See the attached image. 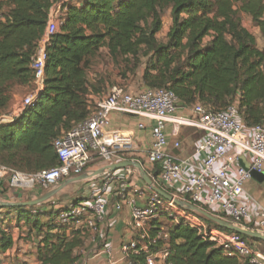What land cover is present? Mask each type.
Returning <instances> with one entry per match:
<instances>
[{"label":"trees","instance_id":"16d2710c","mask_svg":"<svg viewBox=\"0 0 264 264\" xmlns=\"http://www.w3.org/2000/svg\"><path fill=\"white\" fill-rule=\"evenodd\" d=\"M51 5L52 0H0V116L8 113L15 88L32 89L31 58ZM168 10L171 25L162 43L157 36ZM263 12L264 0L69 3L46 47L43 90L12 121L0 123V165L23 173L58 165L53 140L87 118L93 107L91 96L107 92L102 74L89 77L101 51L123 72L134 74L141 69L145 88L173 92L181 108L200 105L218 112L236 103L247 128L263 124L264 51L242 23V17H248L264 41ZM14 193L16 198H26V193ZM51 203L0 210V254L13 247L9 230L14 221L26 227L20 233L25 234L22 239L36 244L38 264L79 260L84 238L56 223L59 211ZM166 232L173 264H248L246 259L227 257L182 224H172ZM240 237L251 243L250 238Z\"/></svg>","mask_w":264,"mask_h":264},{"label":"built area","instance_id":"2783aa9c","mask_svg":"<svg viewBox=\"0 0 264 264\" xmlns=\"http://www.w3.org/2000/svg\"><path fill=\"white\" fill-rule=\"evenodd\" d=\"M77 1L52 0L44 34L31 58L32 89L22 98L15 112L0 116V123L12 121L43 90L46 47L63 22L66 6ZM260 20L264 23V12ZM90 100L93 107L87 118L52 142L58 165L36 173H23L0 165V191L43 193L94 167L99 169L131 161L134 136L112 127L111 116L144 118L153 123L150 127L151 143L145 152V162H134L147 170L156 187L167 194L169 191L174 199L203 211L207 209L212 216L235 227L264 234V208L245 191L247 183L253 181L252 173L264 175V123L247 128L238 115L236 103L218 112L195 105L187 110L188 117L173 118L179 101L167 89L144 88L129 92L112 86L103 96H91ZM168 123L173 124L176 131L184 126L200 132L193 156L183 159L175 154L181 145L169 142ZM137 129L144 130L145 126L138 124ZM230 150L233 159L226 162ZM201 154H207L204 160L194 158ZM240 158L248 170L238 164ZM91 165L94 167L87 169ZM136 177L131 168L104 174L83 182L87 185L79 199L65 207H53L59 211L56 223L72 228L84 238V247L78 250L80 258L73 264H87L90 260H97L99 264H173L169 261V234L157 227L161 217H166L174 225L182 224L195 230L204 241L222 249L227 257L237 256L246 259L248 264H264L261 244L247 243L240 235L219 229L149 188L146 196ZM184 177L187 178L185 184L173 192L175 184ZM241 198L246 202L242 203ZM250 205L258 209L256 228L250 226ZM109 207L115 213L124 208L130 211L133 236L118 247L109 241L107 235V229L112 225L107 216ZM86 246L91 250L85 254Z\"/></svg>","mask_w":264,"mask_h":264},{"label":"crops","instance_id":"0c3cea01","mask_svg":"<svg viewBox=\"0 0 264 264\" xmlns=\"http://www.w3.org/2000/svg\"><path fill=\"white\" fill-rule=\"evenodd\" d=\"M166 18V26L162 27V30L158 34L157 38L160 42L165 43L166 41V35L169 31L171 20H170V11H166L165 13ZM245 17V16H243ZM248 18V17H247ZM249 19V18H248ZM250 20V19H249ZM251 22V21H250ZM252 24V23H251ZM253 25V24H252ZM254 27V26H253ZM254 35L256 36L257 40V47L258 41L261 42L262 48H264V41L261 37V34L259 33L258 29L254 27L253 29ZM253 33V32H252ZM260 49V48H259ZM263 50V49H260ZM28 90V89H26ZM17 106L14 104V101H12L10 108L8 109V113L15 112ZM188 111L187 113H184L183 108H180V110L176 111L173 118H185L188 117ZM143 124L145 126L144 130H138L137 125ZM152 122L148 119L144 118H137V117H125L120 116L117 114H113L111 116V126L114 128H118L123 132H129L132 133L134 136L135 146L134 151L130 155L131 161H138V162H145V152L149 149L150 143H151V137H150V127L152 126ZM166 133L168 135V140L171 144L175 142H179L181 145L180 150L175 151V154L180 158H189L193 156L194 153V146L196 139L200 136V132L195 130L194 128L190 127H179L178 131H176V128L173 124L168 123L166 126ZM207 156V154H201L196 158L197 160H204V158ZM233 159V152L230 150L228 151L226 155V162H230ZM239 164V162H238ZM220 165V164H219ZM218 167V165H217ZM135 175L137 176V183L138 185L146 192V196L148 195V188L145 185V183L141 180L139 181V175L138 173ZM187 178L184 177L179 182H177L173 188V192H177L186 182ZM142 182V183H141ZM264 181L259 182L258 180L253 178V181L247 183L245 187L246 193H248L257 204L262 206L264 208ZM5 182L3 183V188L5 189ZM78 184V183H76ZM74 185V184H73ZM261 185V186H260ZM72 186V185H71ZM70 187V186H69ZM13 192V191H12ZM62 192V191H61ZM60 192V193H61ZM15 193L11 194V192L0 191V198H2L6 202H14V201H23L24 199L22 197H14ZM59 195V194H58ZM41 196V193H33L32 198H39ZM57 196V195H56ZM55 196V197H56ZM53 199V198H52ZM52 199L50 201H52ZM76 200V199H74ZM73 200V201H74ZM72 201V202H73ZM242 203H245L246 200L241 198L240 200ZM142 205V203H140ZM250 216H251V224L254 228L257 227V211L256 208L253 205H250ZM108 218L111 219L112 225L109 229H107V235L110 242L113 243L115 247H118L121 242L128 241L133 236L132 234V228H131V219H130V211L128 208H124L122 212L115 213L113 212L112 208L109 207L108 209ZM174 225V224H173ZM11 229L9 232L12 234L13 237V247L9 250H7L5 253L0 254V264H8L7 262L12 258L16 260L17 262L20 260L22 263L27 264H38L37 261V255H36V244L34 242H30L28 240L22 239L25 236L21 235L22 232L26 228L23 222H20L19 224H16L14 221L10 223ZM21 233V234H20ZM17 234V237H16ZM21 235V237H19ZM30 251V252H28ZM89 252V251H88ZM115 256L117 257L118 254L115 252ZM11 259V260H12Z\"/></svg>","mask_w":264,"mask_h":264},{"label":"water","instance_id":"95a60500","mask_svg":"<svg viewBox=\"0 0 264 264\" xmlns=\"http://www.w3.org/2000/svg\"><path fill=\"white\" fill-rule=\"evenodd\" d=\"M239 165L244 168L245 170H248V168L244 165L242 159H239ZM126 168H131L134 169L135 171L138 172V175L140 179L145 183L147 188H149L151 191L155 192L158 194L160 197L167 201H172L174 202L178 207L193 213V214H198L201 217H203L205 220L208 222L212 223L214 226L218 227L219 229L226 230L228 232L235 233L237 235L243 236L250 238L253 242L259 243L262 246H264V234H261L256 231H249L246 229H242L239 227H235L234 225L216 218L209 214L206 211H203L195 206H192L190 204H187L181 200L174 199L171 195L167 194L165 191L162 189L156 187L150 177L147 175L146 171L142 167V165L138 162L134 161H124V162H119L117 164H113L107 167L99 168V169H91L87 170L79 175L72 176L70 178H67L63 180L58 186L54 187L53 189L47 191L45 194L40 196L37 199L30 200L28 202H2L0 200V210L4 208H33L37 207L39 205L45 204L46 202L50 201L52 198H54L56 195H58L61 191L66 189L67 187L76 184V183H81L85 182L91 179L99 178L103 176L104 174L107 173H113L118 170L126 169ZM252 177L259 182L264 181V175L260 174H255L252 173Z\"/></svg>","mask_w":264,"mask_h":264},{"label":"rangeland","instance_id":"374dc122","mask_svg":"<svg viewBox=\"0 0 264 264\" xmlns=\"http://www.w3.org/2000/svg\"><path fill=\"white\" fill-rule=\"evenodd\" d=\"M57 1H60V0H57ZM165 17L166 16L164 14L163 19H162L163 26H166V18ZM242 23H243L244 27H246L247 29H249L251 32L254 33V31H253L254 27L251 24L250 20L246 16L242 17ZM261 44L262 43L258 41L259 48L263 49V51H264V48H262ZM93 65H94L93 70L89 72V77L93 78L94 75L97 74L98 72L100 74H102V76H104L107 79V81H106L107 85H108L107 91L112 86L122 87L129 92H139L145 88V86L143 85V83L141 81V69L137 70L134 74H128L126 72H123L121 69L114 67L112 65V63L107 60L104 51H101L100 57L94 61ZM104 86H105V84H104ZM28 93H29L28 90H26L25 88H15L14 89V97H13L14 104L17 107H19L22 98L25 95H27ZM180 108L181 107L178 104V111L180 110ZM183 110H184V113H187L188 109L183 108ZM95 168L96 167H94L93 169H95ZM137 173L138 172L136 171V174ZM139 181H141L140 178H139ZM86 185L87 184L81 182L78 184H74L70 187H67L61 193H59V195H57L56 197H54L52 199V203H51L52 206L54 207L57 205V206H61V207L64 206L65 207V206L69 205L74 199H79V197H81V195H84V193H82V191L86 188ZM45 193L46 192L41 193V196ZM32 196H33V193H26L24 195V197H26V198L23 201H14V202H28L30 200H26V199H28V198L31 199ZM34 199H36V198H32V200H34ZM0 200L2 202H6L2 198H0ZM256 211L258 213L257 208H256ZM161 218H162L161 224L157 225V227L164 229L165 230L164 232H166L170 229V227L172 226V223L166 217H161ZM16 237H17V234H16ZM247 243H250V242L247 241ZM254 243L255 242H253L251 240L250 244H254ZM84 249H85V254L91 250V248L89 246H86V248H84ZM28 252H30V251H28ZM11 259L7 262L8 264H27V263H22L20 260L17 262L16 260H14V259L11 260ZM87 264H99V263L97 262V260H90V261H88Z\"/></svg>","mask_w":264,"mask_h":264}]
</instances>
